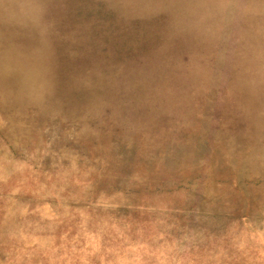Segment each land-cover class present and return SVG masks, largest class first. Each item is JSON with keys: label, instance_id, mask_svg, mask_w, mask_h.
I'll return each instance as SVG.
<instances>
[{"label": "rangeland", "instance_id": "374dc122", "mask_svg": "<svg viewBox=\"0 0 264 264\" xmlns=\"http://www.w3.org/2000/svg\"><path fill=\"white\" fill-rule=\"evenodd\" d=\"M0 264H264V0H0Z\"/></svg>", "mask_w": 264, "mask_h": 264}]
</instances>
